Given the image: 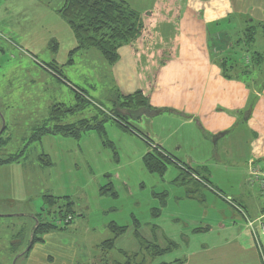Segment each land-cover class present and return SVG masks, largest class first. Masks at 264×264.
I'll use <instances>...</instances> for the list:
<instances>
[{
  "label": "rangeland",
  "instance_id": "1",
  "mask_svg": "<svg viewBox=\"0 0 264 264\" xmlns=\"http://www.w3.org/2000/svg\"><path fill=\"white\" fill-rule=\"evenodd\" d=\"M123 1L138 12L143 31L122 45L117 63L109 65L95 49L71 54L76 41L58 14L64 0H0V161L18 159L0 164V264H27L23 253L36 218L54 221L58 207L68 201L74 212L71 223L56 232L74 235L78 257L85 246L90 245L91 256L94 244L112 238L106 223L124 228L116 246L128 251L139 250L140 239L152 241L153 224L160 215L162 219L177 211L171 198L179 193L186 197L190 176L174 165H167L162 176L149 173L143 158L156 146L150 148L147 140L179 144L182 150L169 155L220 195L243 189L254 190L255 200L259 195L245 163L252 131L245 115L255 98H248L242 110L227 108L225 80L235 75L247 87L254 80L262 88L264 66L252 65L249 77L243 78L238 61L264 52L263 31L247 47V25L230 12L227 0ZM139 91L147 96L145 111L137 116L123 112V96ZM200 103L207 112L202 119H212L209 125L215 121L227 128V117L234 116L233 134L215 143L217 135L207 136L196 124L172 123L168 117L176 110L167 105L195 112ZM57 105L62 112L72 111L60 124L88 121L99 127L76 137L36 135L42 126L51 127L47 120ZM180 113V118L192 117ZM197 121L200 127L209 126ZM258 161L253 166L264 170V162ZM181 181L187 185L178 187ZM46 196L58 198V205L49 209ZM180 208L197 212L187 203ZM110 251V258L128 262L116 249Z\"/></svg>",
  "mask_w": 264,
  "mask_h": 264
},
{
  "label": "crops",
  "instance_id": "2",
  "mask_svg": "<svg viewBox=\"0 0 264 264\" xmlns=\"http://www.w3.org/2000/svg\"><path fill=\"white\" fill-rule=\"evenodd\" d=\"M227 3L230 12L238 16L242 24L245 22L247 25L245 31H249V36L245 40V44L247 47L251 46L255 42L256 33L260 29L264 33V0H227ZM238 63L242 66L241 76L248 78L252 65L254 68L264 66V52H253L252 58L239 59ZM233 76L235 77V75ZM234 77L232 80H225L227 104L226 102L224 104L227 105V108L231 106V109L235 108V111L242 110L248 98H255L253 107L245 115V124H249L252 128L247 138L249 140L248 155L245 158L248 176V167L250 168L257 160L264 162V84L261 89L256 88L255 81L252 80L253 88L247 87L243 80L242 82ZM259 90L261 91L259 92ZM167 106L176 110L174 113L168 114L172 123L189 127L196 124L199 126V128L195 126L199 133L202 132L207 136L217 135L214 137L215 143L219 139L232 135L237 126L234 116L227 117L229 121L227 128L219 126L215 121L214 126L209 125L212 119L209 117L202 119V116L207 114L204 111L206 107L204 108L203 103H200L201 108L196 107L197 111L195 112L194 108ZM180 112L192 117L187 119L182 115L180 118ZM197 120H202L201 124L207 123L206 126H209L202 125L200 127ZM152 144L167 154L176 155L182 150V147L177 143L162 144L159 139ZM179 171L185 177L188 175L182 170ZM186 180L188 181L186 183L192 186H185L187 188L186 197L179 193L171 198L179 207L177 211L165 215L162 219L160 215L153 224L152 241L142 240L147 246H155L165 252L154 255L153 251L146 249V246H142L141 242L142 247L138 246L139 250L136 249V251H128L116 246L117 240L124 233L117 237L114 236L109 228L111 224L117 225L114 222L106 223L105 227V231L107 229L112 233V238L108 239L114 242L112 249H116L119 256L124 259L131 258L135 264H264V242L263 244L260 242L261 249H259L245 225V218L256 221L263 213L259 195L258 197L254 195L257 198L255 200L251 194L253 193L251 191L254 190L243 189V191L238 190L233 195H226V197L213 191L207 182H201L193 176L187 177ZM186 183L181 181L178 183V187H183V185H187ZM202 190L207 191L205 193L208 194L200 192ZM184 203L195 206L197 212L181 210L180 206ZM158 239L161 240V244ZM42 241L43 243L34 245L27 256H23L27 264H105L102 263V260L105 259H107L106 264H121L107 254L112 249L106 250L105 252L108 251L106 254L103 252L102 244L105 241L94 244L96 252L91 256H87L90 245L85 246L80 257H78L80 249L76 246L73 234L66 235L53 231L44 235Z\"/></svg>",
  "mask_w": 264,
  "mask_h": 264
},
{
  "label": "trees",
  "instance_id": "3",
  "mask_svg": "<svg viewBox=\"0 0 264 264\" xmlns=\"http://www.w3.org/2000/svg\"><path fill=\"white\" fill-rule=\"evenodd\" d=\"M58 14L66 22L76 41V47L71 54L82 50L95 49L109 65L116 63L118 59L117 50L122 45L134 42L143 31L139 14L131 9L123 0H64V4L58 11ZM44 69L54 74L58 79L62 78L60 73L52 66L44 65ZM122 99L123 102L120 104L119 108L123 109V112H128L132 115L137 116V114L145 111L148 106L147 96L144 92L139 91L132 95L123 96ZM60 107L62 106L57 105L51 108L47 120L48 123L52 124L51 127L45 128L42 126L36 135L43 136L48 134L76 137L80 131H90L99 127L91 126L88 121L79 122V127L60 124V118L72 112L71 110L62 112V110H59ZM118 114L119 113H117V115ZM121 125L125 130H132L130 127L128 128L123 124ZM3 132L4 129L2 133ZM147 144L150 148L152 147V143L148 140ZM17 160L10 159L4 162L0 161V164L15 163ZM143 164L149 173L159 176L164 175L167 165H174L179 170L195 177V179L205 182L204 180H200V178H198L193 171L188 169L186 165L179 163L171 155L158 147L152 148V152H148L144 156ZM58 201V198L56 199L51 196L44 197V203L49 209L57 206ZM62 208H64L63 211ZM49 213L51 212L49 211ZM57 215L58 217L51 222L41 221L36 218V225L31 232L30 247L23 253V256H27L34 245L43 243L42 237L44 235L53 231H63L67 228L71 221L66 224L64 223L63 226L58 225V223L64 222L69 217L72 219L74 215L72 203L68 201L66 205L59 206ZM109 228L115 237L125 232L124 228L117 227L114 224H111ZM140 242L142 246H146V249H151L154 255H160L165 252L159 250L155 246H147L141 239ZM113 245V240L105 241L102 244V249L110 250L113 248ZM127 261L126 264H132L131 261L133 260L128 257Z\"/></svg>",
  "mask_w": 264,
  "mask_h": 264
},
{
  "label": "built area",
  "instance_id": "4",
  "mask_svg": "<svg viewBox=\"0 0 264 264\" xmlns=\"http://www.w3.org/2000/svg\"><path fill=\"white\" fill-rule=\"evenodd\" d=\"M2 39L3 37L0 36V42ZM249 177L251 186L256 187L259 192V198L263 205V213L256 221L245 218V225L250 231V234L256 245L259 247V249H261L260 239L261 237H264V170H260L257 166L252 165L249 168ZM71 220L72 219L69 217L63 222V224H66ZM60 224L62 223H58V225Z\"/></svg>",
  "mask_w": 264,
  "mask_h": 264
}]
</instances>
